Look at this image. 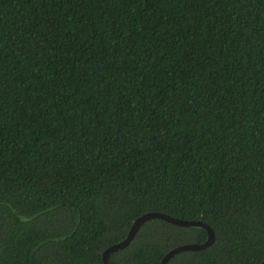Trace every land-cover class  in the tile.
I'll return each instance as SVG.
<instances>
[{"label": "trees", "instance_id": "1", "mask_svg": "<svg viewBox=\"0 0 264 264\" xmlns=\"http://www.w3.org/2000/svg\"><path fill=\"white\" fill-rule=\"evenodd\" d=\"M150 211L214 232L166 264L263 262L264 0H0V264H104Z\"/></svg>", "mask_w": 264, "mask_h": 264}, {"label": "water", "instance_id": "2", "mask_svg": "<svg viewBox=\"0 0 264 264\" xmlns=\"http://www.w3.org/2000/svg\"><path fill=\"white\" fill-rule=\"evenodd\" d=\"M151 218H160V219H164L170 223H173V224H177V225H180V226H200V227H203L206 229L207 231V239L202 242V243H186V244H180V245H177L173 248H171L169 251H167L165 253V255L163 256L162 260H161V264H166V262L168 261V259L170 257H172L174 254L180 252V251H184V250H198V249H202V248H205L207 246H209L210 244L213 243L214 241V232L213 230L211 229V227L202 222L201 220H186V219H182V218H177V217H173V216H170L166 213H163V212H156V211H150V212H145L143 214H141L139 217H137L126 237L115 243V244H112L110 245L109 247H107L103 252H102V260H103V263L104 264H113L111 261H110V253L111 252H114V251H118L120 249H123L124 247H126L130 241L132 240V238L134 237V235L136 234V232L138 231V229L140 228V226L146 222L147 220L151 219ZM261 264H264V260Z\"/></svg>", "mask_w": 264, "mask_h": 264}]
</instances>
